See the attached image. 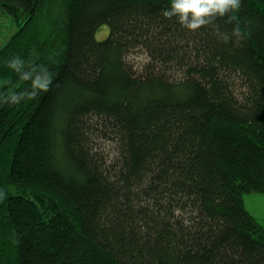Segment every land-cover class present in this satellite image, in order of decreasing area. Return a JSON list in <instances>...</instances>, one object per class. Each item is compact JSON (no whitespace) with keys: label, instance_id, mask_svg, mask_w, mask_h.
<instances>
[{"label":"trees","instance_id":"trees-1","mask_svg":"<svg viewBox=\"0 0 264 264\" xmlns=\"http://www.w3.org/2000/svg\"><path fill=\"white\" fill-rule=\"evenodd\" d=\"M170 5L0 0V264H264V0Z\"/></svg>","mask_w":264,"mask_h":264},{"label":"clouds","instance_id":"clouds-1","mask_svg":"<svg viewBox=\"0 0 264 264\" xmlns=\"http://www.w3.org/2000/svg\"><path fill=\"white\" fill-rule=\"evenodd\" d=\"M241 0H171L170 8L163 11L165 17L176 16L178 21L187 29L195 30L210 22L216 16H225L227 22H236L233 34L243 35L239 20L235 13L240 9Z\"/></svg>","mask_w":264,"mask_h":264},{"label":"rangeland","instance_id":"rangeland-1","mask_svg":"<svg viewBox=\"0 0 264 264\" xmlns=\"http://www.w3.org/2000/svg\"><path fill=\"white\" fill-rule=\"evenodd\" d=\"M18 24L14 21V18L10 15L0 13V46L15 32ZM108 34V25H101L96 33L97 39H102ZM127 59L135 64L143 63L147 57L140 50H134L128 54ZM3 84V79L0 78V88ZM105 153L112 156V142L101 141ZM243 201L246 209L256 218V220L264 225V192L250 191L243 194Z\"/></svg>","mask_w":264,"mask_h":264}]
</instances>
